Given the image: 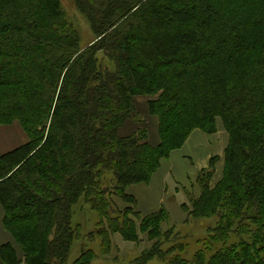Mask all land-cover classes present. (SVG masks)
I'll return each instance as SVG.
<instances>
[{
	"label": "trees",
	"instance_id": "trees-1",
	"mask_svg": "<svg viewBox=\"0 0 264 264\" xmlns=\"http://www.w3.org/2000/svg\"><path fill=\"white\" fill-rule=\"evenodd\" d=\"M76 13L92 32L85 47ZM138 96H150L155 143L137 125ZM217 119L222 177L210 185L213 155L182 220L215 222L189 235L186 256L188 234L161 227L162 207L132 210L136 223L112 195L136 205L126 187L149 182L195 129L217 132ZM13 121L26 139L0 153V208L22 256L1 243L0 264H92L110 233L140 231L153 241L130 264H264V0H0V124ZM75 204L95 216L85 233Z\"/></svg>",
	"mask_w": 264,
	"mask_h": 264
},
{
	"label": "rangeland",
	"instance_id": "rangeland-1",
	"mask_svg": "<svg viewBox=\"0 0 264 264\" xmlns=\"http://www.w3.org/2000/svg\"><path fill=\"white\" fill-rule=\"evenodd\" d=\"M72 21L74 22L79 32V43L81 46L85 47V45L89 42V40L92 37V32L90 28L88 27V24L85 21V19L78 13L72 16ZM148 99H150V96H138V98H136L138 102L137 109L140 112L136 118L138 119L137 125H143L147 128L148 137L154 143L157 141L156 118L154 116H150L147 113L146 106H147ZM217 122H218L217 132L212 133V134H209V133L207 134L200 130H197L198 134H196L195 136H191L192 134L196 133L195 131L196 129H195L189 134V136L187 137V139H185L183 144L178 149L174 150V153L175 152L176 153L174 155L172 154L171 159H173L174 156H178L177 154H180L183 157L184 162L187 165V170L189 169L191 171L190 174H187V175L192 176V178H189V180L191 179L192 180L190 181V183H187L185 186L186 192L188 193L187 200L181 204V208L184 212H185L184 204L188 207H191L190 201H191V198L194 197V193L192 192L197 191V188H198V192L200 191L199 185L196 182V178L193 183V171H195L198 168V172H199L201 168L207 167L209 159L213 155H217L218 158L214 160V173L211 176L210 185L211 186L214 185L222 177L224 148L226 147L228 138H227V132L223 128L220 120L217 119ZM135 127H136L135 121L134 120L133 122L129 121L124 126V129L122 130V132H125V130L127 129H128V132H132L135 129ZM199 134H200V139L197 136ZM203 135L206 137L205 139H203ZM208 137L209 139H207ZM25 139H26V136L21 130L17 121H13L11 124H8V125L0 124V153L6 152L12 149L16 145L23 142ZM197 143H199L198 152H196L194 148V144H197ZM185 155H189L188 156L189 159H187ZM205 156H207L206 159H205ZM161 162H162V166H165L166 164L165 160L161 159ZM161 162H160V166H161ZM203 164L205 165L201 167V165ZM185 169H186V166L184 164H181L180 168L176 164L175 170H173L175 173V178L178 181H181L182 184L184 185H185V181L183 179L182 173L185 171ZM139 184H142V183H139ZM131 185H136V184H131ZM129 186H127L125 190V193L127 194H130ZM112 198L115 201V203H117L120 209L131 207L129 217L135 220L136 223L140 221V218L133 215V211L140 213V217L146 215L138 209V204L133 205L131 201H125L113 195H112ZM78 203L80 204V202ZM79 204L73 205L71 221L73 223H79L81 226V232L85 233L93 228L95 216L92 211L86 209V207L82 208ZM162 208L167 213V218H166L167 220L161 222V227L163 229H166L168 228V223L169 224L176 223V228L178 230L185 233L186 235L188 234L186 238L181 239L183 242L186 243V248L184 250V255L186 256L191 254L196 247L194 239L190 238L189 235L201 236L202 234L205 233V229L207 225H213L215 222V218H199L197 221L183 223L182 220H179L180 211L178 209L173 208L169 212V210L166 209L165 207H162ZM2 216H3V210L0 208V243L6 240L7 242H10L14 246L16 252L18 253V256L20 257L22 256V252L19 248V245L14 240L10 231L5 228ZM138 237H139L138 241H136L137 239L135 240V238L125 239L117 232L110 233L112 247L111 249L110 248L108 249V252L106 253V255L99 253L98 240L97 239L94 240L92 242L93 245L91 246L97 249L96 251L98 252L92 264H130V261L138 253L146 250L149 246H151L152 241H153L150 238H148V234L146 231L138 232ZM80 240L73 242L71 249H70V257L78 253L80 246L82 244ZM148 264H156V260L152 259L148 262Z\"/></svg>",
	"mask_w": 264,
	"mask_h": 264
},
{
	"label": "crops",
	"instance_id": "crops-1",
	"mask_svg": "<svg viewBox=\"0 0 264 264\" xmlns=\"http://www.w3.org/2000/svg\"><path fill=\"white\" fill-rule=\"evenodd\" d=\"M125 125L126 123L124 124V126ZM124 126L120 129L121 133L128 132V129L125 130V132H122ZM195 131L196 133L193 132L194 134H192L191 136H195L196 134H198L197 130ZM197 136L200 139V134ZM205 138L206 137L203 135V139ZM207 139H209V137ZM194 148L196 152H198L199 143L194 144ZM175 153L174 151L171 152L168 159H164L166 162L165 166H162V162H161V166L157 169L155 174L152 175L151 180L149 182L129 186V193L135 196L137 201L136 204H138V209L142 213L146 214L149 212H153L159 209L160 207H165L166 209L169 210V212L171 211V209L175 208L180 211L179 220L185 219L186 211L184 212L182 210L181 204L187 200L188 193L186 192L185 186L187 183H190L192 179L189 180V178H192V176L187 175L190 174L191 171L189 169L187 170V165L180 154H177L178 156H174L173 159H171L172 154L174 155ZM185 156L187 157V159H189L188 158L189 155H185ZM206 157L207 156H205V159ZM176 164L179 168L181 164H184L186 166L185 171L182 173L183 179L185 181V185L182 184L181 181H178L175 178V173L173 170H175ZM205 164L201 165V167L204 166ZM197 172H198V168L195 171H193V183L197 176ZM192 193H194V196H197L199 194L198 188L197 191ZM4 242H7V240Z\"/></svg>",
	"mask_w": 264,
	"mask_h": 264
}]
</instances>
